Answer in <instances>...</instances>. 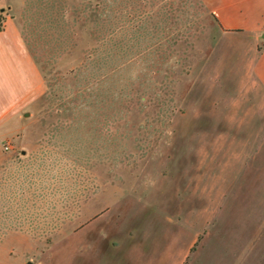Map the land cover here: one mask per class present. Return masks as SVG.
Masks as SVG:
<instances>
[{"label": "rangeland", "instance_id": "1", "mask_svg": "<svg viewBox=\"0 0 264 264\" xmlns=\"http://www.w3.org/2000/svg\"><path fill=\"white\" fill-rule=\"evenodd\" d=\"M217 1L9 0L45 80L0 121V264H264V40Z\"/></svg>", "mask_w": 264, "mask_h": 264}, {"label": "crops", "instance_id": "2", "mask_svg": "<svg viewBox=\"0 0 264 264\" xmlns=\"http://www.w3.org/2000/svg\"><path fill=\"white\" fill-rule=\"evenodd\" d=\"M216 8L225 33H230L228 30H239L240 36L253 41L255 45L261 39L264 40V0H218ZM0 9H5L7 16L5 28L0 31L1 121L31 104L45 79L39 62L27 43V30L23 22L17 15L10 14L15 12V6L9 0H0ZM252 75L264 86V45L253 63Z\"/></svg>", "mask_w": 264, "mask_h": 264}, {"label": "trees", "instance_id": "3", "mask_svg": "<svg viewBox=\"0 0 264 264\" xmlns=\"http://www.w3.org/2000/svg\"><path fill=\"white\" fill-rule=\"evenodd\" d=\"M5 9H0V31L5 28L6 16L4 15Z\"/></svg>", "mask_w": 264, "mask_h": 264}, {"label": "built area", "instance_id": "4", "mask_svg": "<svg viewBox=\"0 0 264 264\" xmlns=\"http://www.w3.org/2000/svg\"><path fill=\"white\" fill-rule=\"evenodd\" d=\"M4 149L9 150L10 149V146L9 145H5L4 146Z\"/></svg>", "mask_w": 264, "mask_h": 264}]
</instances>
